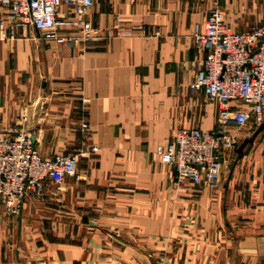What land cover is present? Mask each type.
<instances>
[{"label": "crops", "instance_id": "crops-1", "mask_svg": "<svg viewBox=\"0 0 264 264\" xmlns=\"http://www.w3.org/2000/svg\"><path fill=\"white\" fill-rule=\"evenodd\" d=\"M6 12L0 130L26 113L40 154L76 155L82 177L0 206V264H264V157L223 154L215 181L178 185L155 152L177 126L214 129L216 104L190 87L204 0H94L101 36L83 47L11 37Z\"/></svg>", "mask_w": 264, "mask_h": 264}, {"label": "built area", "instance_id": "built-area-1", "mask_svg": "<svg viewBox=\"0 0 264 264\" xmlns=\"http://www.w3.org/2000/svg\"><path fill=\"white\" fill-rule=\"evenodd\" d=\"M93 2L0 0V7L6 8V16L12 20L8 28L11 37L18 28L30 26L44 40L83 47L101 36L88 18ZM261 4L260 19L246 30L233 29L217 7L208 11L202 24L194 25L192 37L199 57L193 64L196 71L190 87L202 88L205 97L216 104L219 127L180 125L171 140L155 146L160 161L172 167L178 185L215 181L223 150L234 146L229 128L264 122V0ZM0 31L5 33L4 19L0 20ZM102 34L108 36L109 31ZM26 121L25 113L19 126L0 130V206L9 213L19 212L25 197H40L47 183L56 190L66 178L82 177L76 170V155H41Z\"/></svg>", "mask_w": 264, "mask_h": 264}, {"label": "rangeland", "instance_id": "rangeland-1", "mask_svg": "<svg viewBox=\"0 0 264 264\" xmlns=\"http://www.w3.org/2000/svg\"><path fill=\"white\" fill-rule=\"evenodd\" d=\"M214 7H217L221 10L227 23L235 30L248 29L250 26L257 23L263 13L261 0H204V16L211 8ZM204 99L205 102L210 103V100H208L205 96ZM217 127L218 121L216 115L214 129H216ZM231 128H233L231 133L235 142H240L245 136H249L251 134H249L250 131L247 128H236L233 126H231ZM259 139L260 138L254 139L253 141L255 143L251 142L244 147V151H246L247 153L254 152L257 154V157L259 156L258 159L257 157H255L256 161H252V164H257V166L259 164H262L260 163V161L264 157V140L261 141ZM223 153L231 156L232 158H234V160L237 159L236 152L232 144L226 147L223 150Z\"/></svg>", "mask_w": 264, "mask_h": 264}, {"label": "water", "instance_id": "water-1", "mask_svg": "<svg viewBox=\"0 0 264 264\" xmlns=\"http://www.w3.org/2000/svg\"><path fill=\"white\" fill-rule=\"evenodd\" d=\"M262 126H263V123H259L257 127L255 128V130L249 136H245L240 142H234V150L236 152V158H239L242 156L244 147L254 140L257 132L262 128Z\"/></svg>", "mask_w": 264, "mask_h": 264}]
</instances>
